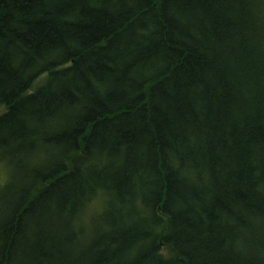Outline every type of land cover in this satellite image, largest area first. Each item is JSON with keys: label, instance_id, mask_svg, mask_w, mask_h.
Returning <instances> with one entry per match:
<instances>
[{"label": "trees", "instance_id": "obj_1", "mask_svg": "<svg viewBox=\"0 0 264 264\" xmlns=\"http://www.w3.org/2000/svg\"><path fill=\"white\" fill-rule=\"evenodd\" d=\"M1 107L0 264H264V0H0Z\"/></svg>", "mask_w": 264, "mask_h": 264}, {"label": "rangeland", "instance_id": "obj_2", "mask_svg": "<svg viewBox=\"0 0 264 264\" xmlns=\"http://www.w3.org/2000/svg\"><path fill=\"white\" fill-rule=\"evenodd\" d=\"M45 79H46V74L43 75V76H41L40 78H38L36 80V82L34 83V86H33V89L31 90V92L34 91V89L36 87H38V85H40L41 83H43L45 81ZM4 111H5V108L4 107H1L0 108V114H2ZM7 178H8L7 165L4 162H0V183H4L5 181H7ZM8 183H9V179H8V181L5 184H3V185L0 184V193H2V191L5 190V188H6L5 185L8 184Z\"/></svg>", "mask_w": 264, "mask_h": 264}]
</instances>
